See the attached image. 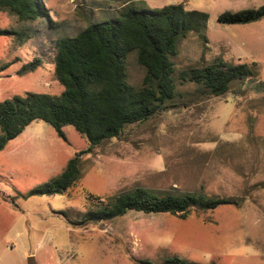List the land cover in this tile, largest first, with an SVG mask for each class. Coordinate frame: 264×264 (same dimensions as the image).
Masks as SVG:
<instances>
[{"label":"rangeland","instance_id":"rangeland-1","mask_svg":"<svg viewBox=\"0 0 264 264\" xmlns=\"http://www.w3.org/2000/svg\"><path fill=\"white\" fill-rule=\"evenodd\" d=\"M48 12L18 20L0 11V101L25 92L58 95L55 41L87 25L137 9L183 3L208 14L206 41L190 32L172 56L176 70L221 57L246 63L253 78L231 82L220 96H199L193 84L150 118L125 125L118 137L81 154L80 177L63 193H30L60 174L89 147L72 125L64 137L31 121L0 150V264H167L177 256L201 264H264V17L222 23L224 12L264 0H43ZM38 60L31 70L22 66ZM144 187L158 194L203 192L238 204L193 209L185 217L128 211L81 224L104 198Z\"/></svg>","mask_w":264,"mask_h":264},{"label":"trees","instance_id":"trees-1","mask_svg":"<svg viewBox=\"0 0 264 264\" xmlns=\"http://www.w3.org/2000/svg\"><path fill=\"white\" fill-rule=\"evenodd\" d=\"M0 11L22 21L49 15L43 0H0ZM262 17L264 5L227 11L217 19L222 23H248ZM207 20V13L186 9L183 3L153 9H137L128 3L118 8L114 17L57 39L53 59L63 91L58 95L27 91L0 101V150L36 119L49 123L62 137V126L72 125L86 137L89 147L69 159L60 174L30 193H63L80 177L82 153L91 152L106 139L118 137L125 125L144 121L172 106L182 96L180 86L190 83L199 96H220L229 90L231 82L253 78L248 64H229L221 57L176 70L172 56L177 53L179 42L190 32L206 41L203 29ZM38 64L34 60L19 72L34 69ZM258 84L264 88V81ZM88 198L92 207L81 224L111 220L128 211L167 212L185 218L193 209L238 204L231 197L203 192L158 194L144 187L104 198ZM165 262L201 264L177 256Z\"/></svg>","mask_w":264,"mask_h":264},{"label":"water","instance_id":"water-1","mask_svg":"<svg viewBox=\"0 0 264 264\" xmlns=\"http://www.w3.org/2000/svg\"><path fill=\"white\" fill-rule=\"evenodd\" d=\"M27 260H28V264H35L34 258L32 256H29Z\"/></svg>","mask_w":264,"mask_h":264}]
</instances>
